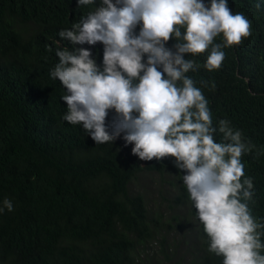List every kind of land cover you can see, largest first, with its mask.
Listing matches in <instances>:
<instances>
[{"label": "trees", "instance_id": "obj_1", "mask_svg": "<svg viewBox=\"0 0 264 264\" xmlns=\"http://www.w3.org/2000/svg\"><path fill=\"white\" fill-rule=\"evenodd\" d=\"M94 6L0 0V207L5 199L14 205L0 213V264H221L207 251L174 158L140 160L122 138L96 144L63 119L65 89L49 73L55 49L72 45L58 33ZM228 6L253 21L252 36L225 49L219 70L188 75L215 81L214 90L202 89L214 122L230 120L256 146L242 160L254 177L253 214L264 218V0ZM75 47L90 48L102 66L101 43ZM206 55L185 58L202 64ZM145 175L156 178L158 201L144 195Z\"/></svg>", "mask_w": 264, "mask_h": 264}, {"label": "clouds", "instance_id": "obj_2", "mask_svg": "<svg viewBox=\"0 0 264 264\" xmlns=\"http://www.w3.org/2000/svg\"><path fill=\"white\" fill-rule=\"evenodd\" d=\"M95 4L77 0V7ZM252 34L253 21L233 12L228 0H100L59 31L72 47L55 49L58 62L49 73L65 89L63 119L81 125L96 144L122 138L140 160L174 158L207 251L221 264H264V218L253 214L254 177L242 160L256 146L230 120L214 122L202 89L214 90L215 81L188 74L219 70L225 49ZM98 42L102 66L90 48L75 47ZM185 54L207 55L201 64ZM109 110L115 114L110 125ZM5 209L14 210L11 200L0 213Z\"/></svg>", "mask_w": 264, "mask_h": 264}, {"label": "rangeland", "instance_id": "obj_3", "mask_svg": "<svg viewBox=\"0 0 264 264\" xmlns=\"http://www.w3.org/2000/svg\"><path fill=\"white\" fill-rule=\"evenodd\" d=\"M139 183L141 184L140 187H144L146 185V189L149 190V191H145L144 192V195L146 196V198L148 200L152 199V200H157L158 201V197L157 195L155 194L156 193V190H157V187H158V183L156 181V178L154 176H143V177H140L139 179ZM150 205L154 206L155 204L153 202H149ZM163 211L166 212V209L165 207L162 208ZM155 250V248H154Z\"/></svg>", "mask_w": 264, "mask_h": 264}]
</instances>
